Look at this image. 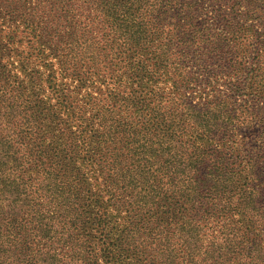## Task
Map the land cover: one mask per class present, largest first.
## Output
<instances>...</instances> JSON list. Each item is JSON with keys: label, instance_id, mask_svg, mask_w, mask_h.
Segmentation results:
<instances>
[{"label": "trees", "instance_id": "1", "mask_svg": "<svg viewBox=\"0 0 264 264\" xmlns=\"http://www.w3.org/2000/svg\"><path fill=\"white\" fill-rule=\"evenodd\" d=\"M0 264H264V0H0Z\"/></svg>", "mask_w": 264, "mask_h": 264}]
</instances>
